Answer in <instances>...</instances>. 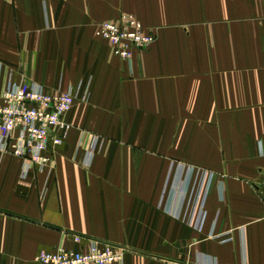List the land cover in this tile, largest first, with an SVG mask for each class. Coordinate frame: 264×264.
Segmentation results:
<instances>
[{
	"label": "crops",
	"instance_id": "0c3cea01",
	"mask_svg": "<svg viewBox=\"0 0 264 264\" xmlns=\"http://www.w3.org/2000/svg\"><path fill=\"white\" fill-rule=\"evenodd\" d=\"M121 12L155 37L130 62L94 35ZM22 79L86 99L50 167L0 151V264L74 234L125 246L115 264H264L262 0H0V92ZM176 163L213 174L200 231Z\"/></svg>",
	"mask_w": 264,
	"mask_h": 264
},
{
	"label": "built area",
	"instance_id": "2783aa9c",
	"mask_svg": "<svg viewBox=\"0 0 264 264\" xmlns=\"http://www.w3.org/2000/svg\"><path fill=\"white\" fill-rule=\"evenodd\" d=\"M263 13H264V0ZM94 35L103 39L110 52L130 62L134 50H145L155 40L154 34L144 29L133 14L121 12L115 20L99 21ZM86 93L78 89L47 90L36 82L22 79L9 82L0 92V151L23 159L21 176L25 177L35 166L38 171L50 167L53 152L62 142L70 126L64 115L77 100L85 101ZM98 142L93 136L87 150L86 162L91 159ZM171 164V168H172ZM174 167V166H173ZM179 172L181 203L176 214L186 225L201 230L205 218V201L211 188L213 174L197 167L176 163ZM172 191V188H171ZM72 240L82 243L78 249L57 246L41 250L36 255L38 264H115L121 263L126 247L99 239L74 234ZM167 264H188L170 261ZM198 264H212L200 261Z\"/></svg>",
	"mask_w": 264,
	"mask_h": 264
}]
</instances>
